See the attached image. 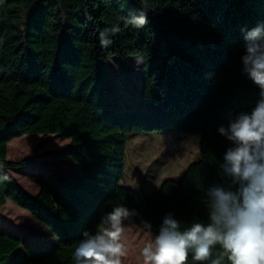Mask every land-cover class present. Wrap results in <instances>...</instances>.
<instances>
[{"label":"trees","instance_id":"16d2710c","mask_svg":"<svg viewBox=\"0 0 264 264\" xmlns=\"http://www.w3.org/2000/svg\"><path fill=\"white\" fill-rule=\"evenodd\" d=\"M249 47L264 53V0H0V207L29 211L57 241L38 249L0 231V264H83L76 249L111 227L106 217L118 206L157 236L171 227L166 219L179 234L210 223L207 201L216 190L242 199L247 182L231 174L225 157L240 146L228 138L230 125L264 102L246 63ZM113 55L141 58L138 109L106 101ZM135 125L200 135V159L180 180L142 196L121 184L124 131ZM27 134L71 140L80 176L26 193L6 169L24 165L7 156L10 141ZM253 148L264 164V140ZM194 256L190 247L186 264H231L219 244L207 260Z\"/></svg>","mask_w":264,"mask_h":264},{"label":"rangeland","instance_id":"374dc122","mask_svg":"<svg viewBox=\"0 0 264 264\" xmlns=\"http://www.w3.org/2000/svg\"><path fill=\"white\" fill-rule=\"evenodd\" d=\"M142 91L141 58L137 55L127 58L111 56L105 84L109 106L138 109ZM124 132L128 146L121 184L144 197L151 195L167 179L180 180L186 169L200 159L201 136L198 134L141 132L136 125ZM70 148L71 140L57 134H27L15 138L10 141L7 159L10 163L24 162V165L8 167L6 171L26 193L35 197L49 180L62 181L80 176L69 157ZM120 227L122 231L118 242L123 252L119 257L121 264H145L143 249L154 242L156 236L127 218L122 219ZM104 229L111 230V227ZM0 231L18 234L32 242L40 239L49 242L52 238L46 226L36 221L29 211L12 202L0 207Z\"/></svg>","mask_w":264,"mask_h":264},{"label":"clouds","instance_id":"9594fccd","mask_svg":"<svg viewBox=\"0 0 264 264\" xmlns=\"http://www.w3.org/2000/svg\"><path fill=\"white\" fill-rule=\"evenodd\" d=\"M136 23L141 26L145 20L140 18ZM248 53L250 76L264 88V53H258L257 47H249ZM220 131L224 133L223 128ZM229 132L228 138L240 146L230 150L225 159L231 164V174L247 182L240 190L242 199L219 190L212 192V199L207 201L212 209L210 223H193L183 234L172 230L178 226L176 221L166 219L165 224L171 227H162L154 242L143 249L145 264H186L190 247H195L194 259L204 261L217 244L231 264H264V164L256 162L253 148L264 140V102L258 104L251 116L244 115L232 123ZM127 216L123 206L108 213L106 220L111 230L104 229L82 242L76 249L77 260H83V264H121L120 225Z\"/></svg>","mask_w":264,"mask_h":264},{"label":"crops","instance_id":"0c3cea01","mask_svg":"<svg viewBox=\"0 0 264 264\" xmlns=\"http://www.w3.org/2000/svg\"><path fill=\"white\" fill-rule=\"evenodd\" d=\"M12 233V232H11ZM16 236H18L24 243H27V244H30V245H33L34 247L38 248V249H46L48 247H51V246H55L57 241L56 239L52 236V238H50L49 242H46L42 239H40L39 241L36 240V241H27V240H24L22 239L18 234H15V233H12ZM52 235V234H51ZM39 244V245H38Z\"/></svg>","mask_w":264,"mask_h":264}]
</instances>
